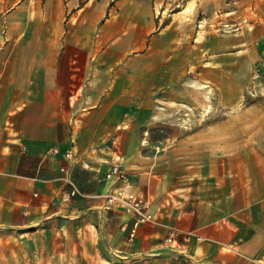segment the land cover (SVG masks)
Returning <instances> with one entry per match:
<instances>
[{"label":"crops","instance_id":"crops-1","mask_svg":"<svg viewBox=\"0 0 264 264\" xmlns=\"http://www.w3.org/2000/svg\"><path fill=\"white\" fill-rule=\"evenodd\" d=\"M163 4L15 0L0 14V258L10 247L28 264H68L69 251L81 264H264V145L228 112L243 98L242 32L181 33ZM251 49L264 76V42ZM213 74L215 127L198 109ZM166 104L204 123L170 147L157 132ZM113 165L126 180L106 177ZM71 183L80 194L65 202ZM117 188L153 217L133 235L131 216L105 206Z\"/></svg>","mask_w":264,"mask_h":264},{"label":"rangeland","instance_id":"rangeland-1","mask_svg":"<svg viewBox=\"0 0 264 264\" xmlns=\"http://www.w3.org/2000/svg\"><path fill=\"white\" fill-rule=\"evenodd\" d=\"M15 0H0V14L5 12ZM164 22H168L172 15L175 16V22L181 33H189L192 31L194 24L198 30L203 31V26L211 30L213 38H228L232 33L241 31L244 39L245 59L242 66L243 72V98L242 103L237 108L228 109L229 113L243 114L242 126L238 123V128L245 131L259 130L260 144L264 145V76L259 71L258 62H250L253 54L252 43L257 41L264 42V30L259 27L264 23V0H164L162 6ZM191 40V35L189 36ZM214 45V44H213ZM227 74L222 75L224 78ZM220 74H213L212 90L208 89L206 95V105L199 107L202 112L212 113L211 123L215 127L219 119V107L216 101V86L220 81ZM189 89L199 86L197 75L189 74L183 81ZM225 111V110H224ZM195 112L193 106L186 105H165L164 120L159 123L157 132L159 138L163 140V146L170 147L175 142V135L181 131V134L192 132L203 126V122L191 121V115ZM169 113V114H168ZM259 115L260 122L252 121V117ZM236 123L229 122L228 128L235 129ZM175 139V140H174ZM68 264H81L82 258L76 256L75 251H69ZM17 257L14 260L11 257ZM31 254L25 250L14 249L10 247L4 248L2 251V264H28ZM85 261V260H84ZM1 264V263H0Z\"/></svg>","mask_w":264,"mask_h":264},{"label":"built area","instance_id":"built-area-1","mask_svg":"<svg viewBox=\"0 0 264 264\" xmlns=\"http://www.w3.org/2000/svg\"><path fill=\"white\" fill-rule=\"evenodd\" d=\"M53 153L57 150L53 149ZM70 154L66 156L69 157ZM107 178L112 177L115 180H126V176L122 172L121 168L117 165H113L111 171L106 175ZM79 191L74 184H70V190L63 194V200L69 201L71 198L79 195ZM106 207H114L122 210L132 218L131 235L142 224H150L152 222V215L149 212V206L144 197L134 194L128 191L126 188H117L107 193L104 197ZM174 239V234H170L167 238V242Z\"/></svg>","mask_w":264,"mask_h":264}]
</instances>
